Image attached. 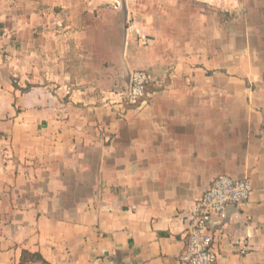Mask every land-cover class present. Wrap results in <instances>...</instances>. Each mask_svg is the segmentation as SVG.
<instances>
[{
  "label": "crops",
  "instance_id": "crops-1",
  "mask_svg": "<svg viewBox=\"0 0 264 264\" xmlns=\"http://www.w3.org/2000/svg\"><path fill=\"white\" fill-rule=\"evenodd\" d=\"M222 175L217 264H264V0H0V264H179Z\"/></svg>",
  "mask_w": 264,
  "mask_h": 264
},
{
  "label": "built area",
  "instance_id": "built-area-1",
  "mask_svg": "<svg viewBox=\"0 0 264 264\" xmlns=\"http://www.w3.org/2000/svg\"><path fill=\"white\" fill-rule=\"evenodd\" d=\"M147 71L131 73L130 88L124 93H115L109 103L115 106L138 105L147 96V87L153 83ZM254 187L248 179L230 176L217 177L209 189L197 199L192 209L184 216L186 222L185 248L179 264H217V238L211 225L223 217L228 208L240 211L253 197Z\"/></svg>",
  "mask_w": 264,
  "mask_h": 264
},
{
  "label": "trees",
  "instance_id": "trees-1",
  "mask_svg": "<svg viewBox=\"0 0 264 264\" xmlns=\"http://www.w3.org/2000/svg\"><path fill=\"white\" fill-rule=\"evenodd\" d=\"M150 89H151L150 86H148L147 92ZM161 89L162 87H159L157 90H161ZM19 264H50V263H48L40 253L24 250L22 252Z\"/></svg>",
  "mask_w": 264,
  "mask_h": 264
},
{
  "label": "water",
  "instance_id": "water-1",
  "mask_svg": "<svg viewBox=\"0 0 264 264\" xmlns=\"http://www.w3.org/2000/svg\"><path fill=\"white\" fill-rule=\"evenodd\" d=\"M130 83H131V74H130V82H129V84H128V85H125V86H123V87L118 86V87H116V88L114 89V91H115L116 93H124V92H127V91L129 90V88H130Z\"/></svg>",
  "mask_w": 264,
  "mask_h": 264
},
{
  "label": "rangeland",
  "instance_id": "rangeland-1",
  "mask_svg": "<svg viewBox=\"0 0 264 264\" xmlns=\"http://www.w3.org/2000/svg\"><path fill=\"white\" fill-rule=\"evenodd\" d=\"M224 20H227V18L225 17H223V18H218V16L216 15V16H213V23H212V25H213V27H215V25L216 26H220L221 25V22L220 21H222V22H224ZM184 24L186 25V22H184Z\"/></svg>",
  "mask_w": 264,
  "mask_h": 264
}]
</instances>
